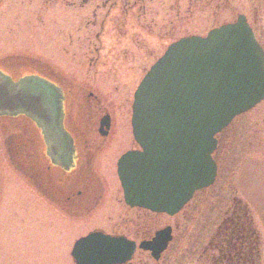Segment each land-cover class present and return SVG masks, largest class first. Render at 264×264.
I'll return each mask as SVG.
<instances>
[{
    "label": "rangeland",
    "instance_id": "rangeland-1",
    "mask_svg": "<svg viewBox=\"0 0 264 264\" xmlns=\"http://www.w3.org/2000/svg\"><path fill=\"white\" fill-rule=\"evenodd\" d=\"M111 1L0 0V65L5 63L4 68L17 76L25 66L16 65L14 59L27 64L34 59L42 60V67L38 64L34 71L48 76L51 81L60 79L70 93L74 92L73 86L78 87L77 97L69 98L70 114L67 113L64 122L68 127L73 120H78L81 131L88 133L87 138L91 139L88 154L93 159L98 158L97 164L93 163V170L97 171L93 174L98 179L105 178L102 189L106 202L102 204L115 202L116 209L108 223L101 217L103 209L98 210L101 216L89 213L81 218L86 211L81 214L80 208L84 205L76 201L74 218L66 220L46 198L37 194L32 180L25 181L15 170L24 168L11 156L15 155L12 154L13 136L28 133V140L32 137L23 119L10 122L0 119V264H71L64 252L69 251L74 239L96 227L114 232L123 228L131 232L133 228L127 218L135 217L138 212L146 215L143 219H151L154 229L170 224L173 239L158 262L147 252L137 251L132 263L216 264L212 257L217 256V252L209 248V243L235 198L245 202L250 210L260 240L259 264H264V99L236 116L223 129L220 144L211 154L218 162L214 182L196 191L180 212L173 216L151 213L128 208L118 200L122 194L115 160L127 148L138 149L130 139L134 87L171 40L187 34L204 35L213 26L233 20V15L217 13L215 1L143 0L142 10L146 14L137 20L124 19L120 8L122 0H117L110 8ZM258 23L256 35L264 51V16ZM170 31V37L165 36ZM8 55L11 56L10 66L3 61ZM50 68L52 70L47 71L51 76L45 71ZM89 88L99 97H105L110 106L114 121L112 133L105 139L107 142L99 140L95 134V119L101 110L99 106L89 108L93 104L92 99L87 98ZM256 123L259 135L248 145L247 128ZM21 145L20 153L35 160L38 146ZM54 170L64 171L58 167ZM89 181L93 192H99L96 179L92 177ZM86 182L75 177L74 184L80 183L87 192L92 185ZM119 214L122 224L107 227L119 222ZM52 225L68 228L62 244L61 231L57 234Z\"/></svg>",
    "mask_w": 264,
    "mask_h": 264
},
{
    "label": "water",
    "instance_id": "water-1",
    "mask_svg": "<svg viewBox=\"0 0 264 264\" xmlns=\"http://www.w3.org/2000/svg\"><path fill=\"white\" fill-rule=\"evenodd\" d=\"M245 21L238 15L205 36L171 42L135 87L130 123L140 149L124 152L116 163L128 206L173 215L195 190L213 183L215 134L264 98V51ZM27 70L14 78L0 69V118L27 119L39 135L43 157L46 153L52 164L75 170L81 154L64 122L65 90ZM107 119L100 121V133ZM170 239L165 227L139 248L158 260ZM134 249L123 236L93 231L75 240L70 255L75 264H119L130 260Z\"/></svg>",
    "mask_w": 264,
    "mask_h": 264
},
{
    "label": "flooded vegetation",
    "instance_id": "flooded-vegetation-1",
    "mask_svg": "<svg viewBox=\"0 0 264 264\" xmlns=\"http://www.w3.org/2000/svg\"><path fill=\"white\" fill-rule=\"evenodd\" d=\"M175 1H179V0H175ZM182 1H184V0H182ZM210 1H215L217 3V5H216V12L217 13L226 12L228 14L230 13L233 15V17H234L233 20H231V21L226 20V21H223L222 23H224V22H230L231 23V22L236 20L238 15H243V17L246 20L245 22L248 23V25L250 26L252 32L254 33L257 41L260 43L256 34H257V31L259 28V23H258L259 18L264 16V0H208V2H210ZM116 2H117V0H112L111 4H110V8L114 7ZM219 2L220 3L222 2L223 5L221 6ZM122 5H123V7H120V8H121V13L123 14L122 18H124V19L125 18L131 19V17H134L137 20L139 18V16L146 14V12L142 10L143 6H144L143 0H122ZM131 9L132 10L134 9L135 11H132ZM169 9H170V7H169ZM163 22H165V21H163ZM162 25H164V24H162ZM214 27H216V26H213L212 28H214ZM168 35L170 37L171 31L169 34H167L165 36H168ZM183 36H185V35H183ZM180 37H182V36H179L178 38H180ZM178 38H176V39H178ZM176 39H174V40H176ZM174 40H171L170 42H172ZM10 57L11 56L8 55V57H4V59H3V61H7L8 65L10 64V60H9ZM14 60L17 61V63H15V64L18 66H21L22 64H24V65L26 64V62H21L20 59L19 60L14 59ZM34 63L36 66L37 61ZM2 64L5 66V63H2ZM3 65H0V66L4 68ZM5 69H7V68H5ZM73 88H74V90H72V91H74V92H72V93H70L71 90L68 88L69 89L68 94L69 95L71 94L72 99L73 98L75 99L78 95L75 90L78 87L73 86ZM87 98L88 99L91 98L92 99L91 102L93 103L92 105H89V108H91V107L95 108L96 106H99V110H101V113L98 115L97 119H95L97 124H96V128L94 130H95V134L97 135V138L99 140H102V139L105 140L112 133V127H113V121H114L113 115H112L111 110H110V106L105 101V97H99V95L94 90H92L91 88H89L87 91ZM131 102H132V100H131ZM130 108H131V105H130ZM104 116H108V119H107L108 120V127L105 129V133L103 134V133H100L99 128H100V121L102 120V118ZM78 123H79V121H78ZM258 123H256L255 126L249 125L247 128V132H246V139L247 140H246V142L248 145L251 144L250 143L251 139H256V137H258V135H259L258 131H260V129L257 128ZM79 126H80V124H79ZM222 131L223 130H221L216 135V149L214 150V152H216V150L220 144ZM69 132H71V135L74 138V141H76V143L78 145L80 154H82V155H79V154L76 155L77 167L75 170L56 172L53 169V167L56 165L51 163V161H52L50 159L51 157L47 156L45 153V155H44L45 158H43L45 161L42 158H40V156H38V158L35 160V162L33 161L32 158H23V160H21V163L23 164V168L25 170V171H23V175H26L27 178L31 179L34 182L36 190L38 191L37 194H39V196L41 198L42 197L46 198L48 204L53 206L55 208V210H57L59 213H61V215H63L66 218V220L69 221V220H71V218H74V214L77 211V209H76L77 206H75V202L77 201V202L84 205L83 208L82 207L80 208L81 214L84 211H86V213H84L81 216V218L88 216L89 213L94 214V215L95 214L100 215L98 210L103 209L102 213H101L102 216L101 215L100 216L102 217V219H104V221H106L108 223V221L111 220V218L113 216H115L114 214H116V213L112 214L113 211H116L115 202L112 205H107L106 203L102 204L103 201L106 202V195H105V191L103 190L104 189L103 184L105 182V178L100 177L98 179L93 174V172L96 171L93 169H95V165L97 164L98 158L93 159V158H91L92 156L90 154H88V152H89L88 150L90 149V145H91L89 140H91V139L87 138L88 133L86 131L82 132L81 129L79 130L77 128V124L74 122V120H73L72 126L70 127ZM35 134H36V139L39 140L40 138H38L39 137L38 133H35ZM130 134L132 136L131 129H130ZM130 139L132 140L133 138L131 137ZM105 141L107 142L108 140H105ZM105 141H103V142H105ZM105 143H104V145H105ZM133 144H135L134 140H133ZM127 149H135V148H133V146H132L131 148H127ZM95 159H96V161H95ZM213 159L216 163L215 165H216V174H217L218 162L215 160V158H213ZM93 163H95V165H93ZM56 167H58V166H56ZM58 169H60V168L58 167ZM60 170H62V169H60ZM75 177L82 178L84 180V182L87 181L86 183H88L89 185H92L91 188L93 187V184L92 183L90 184L89 180H91L93 177L94 179H96V182H98L97 187L99 188V190H98L99 192H93V188L86 192L84 190V188L81 187L80 183L74 184ZM117 193H116V196H117ZM121 194H122V191H121ZM194 194L192 195V198H193ZM116 196H115V198H116ZM118 200L122 201L128 208H135L137 210H144V211H148V212L152 213V211H150L148 209H144L141 207L138 208L137 206H130V205L128 206V204H126L124 202V199L122 196H121V199L118 198ZM235 200H238V199L235 198ZM235 200L233 201V203H231V205L229 204V207L227 208L225 213H229V211L234 207ZM110 210L112 212H110ZM107 211H109V213L106 214ZM153 213H155V212H153ZM162 214H165V213H162ZM166 215L167 216H173V215H168V214H166ZM145 216L146 215L141 214V213L139 214V212H138L135 215V217L127 218L128 219L127 222L129 224V226H131L133 228L131 230V232L127 231L126 229L122 230L123 228L120 229V231L114 232L111 230L101 229L100 227H96V228L92 229L91 231H102V232L109 234V235H112V236H123V237L127 238V240L133 241L134 245H135V249H134V252L131 256V259L126 263H119V264H128V263L134 264V263H132V261H133L132 259L134 258L137 251L147 252L149 254V257H151V259H153L150 251L139 248L140 241L142 242V241L150 240V239H152V237L154 236V233L157 230L168 227V228H170L171 239L167 243V246L165 247V249L160 253V256H159V259H160L162 254L165 252V250L169 246V244L172 242L173 228L170 224L164 223L160 228L154 229V226H153L154 223L151 222L150 218L146 219V220L143 219ZM118 217H119L118 223L116 221L112 224H107V227H109V226H111V227L112 226H115V227L120 226V224H122L120 214L118 215ZM218 226H219V223L217 224L213 235L215 234ZM67 229L68 228H65L63 225H55L52 228V230L56 231L57 234H59V231H61L60 233H62V235H63L62 241L60 242L61 244H62V242H64L63 240H65L64 237L67 236V233H66ZM151 231H153L152 234H151ZM73 241H75V239ZM72 246H73V242L71 244V247L69 248V251H65L64 253H66L68 255L71 264H75V263H73L74 261L70 255ZM159 259H158V261H159ZM154 261H156V260H154Z\"/></svg>",
    "mask_w": 264,
    "mask_h": 264
},
{
    "label": "trees",
    "instance_id": "trees-1",
    "mask_svg": "<svg viewBox=\"0 0 264 264\" xmlns=\"http://www.w3.org/2000/svg\"><path fill=\"white\" fill-rule=\"evenodd\" d=\"M259 235L250 211L241 200L225 213L209 248L216 250V264H259Z\"/></svg>",
    "mask_w": 264,
    "mask_h": 264
}]
</instances>
